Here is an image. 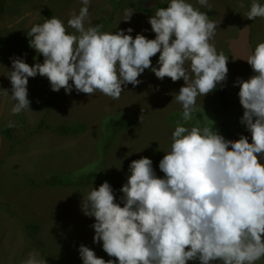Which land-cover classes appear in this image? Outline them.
Segmentation results:
<instances>
[{"label": "clouds", "instance_id": "9594fccd", "mask_svg": "<svg viewBox=\"0 0 264 264\" xmlns=\"http://www.w3.org/2000/svg\"><path fill=\"white\" fill-rule=\"evenodd\" d=\"M197 3L211 9L208 0ZM90 4L81 0L79 13L73 10L67 21L78 35L68 34L57 17L27 32L29 46L43 63L30 66L22 56L10 57L11 114L30 110L27 85L37 75L48 79L53 92L75 89L92 96L98 91L118 100L124 87L142 83L138 77L147 69L161 81H184L175 96L184 124L177 121L170 149L159 162L163 178L150 158L141 157L128 166L120 203L107 181L82 198V213L95 219L93 242L102 241L103 251L115 258L106 261L81 244L83 264H256L264 258V42L246 60L254 74L233 83L243 108L239 122L251 143L245 135L226 139L213 126H185L198 111V96L226 86L228 57L210 42L218 28L215 21L186 0H169L148 19L155 38L139 33L133 38L131 27L113 33L93 25ZM133 14L124 9L123 21ZM244 17L264 18V4L253 0ZM7 126L15 127L13 122ZM23 264L46 260L30 253Z\"/></svg>", "mask_w": 264, "mask_h": 264}, {"label": "rangeland", "instance_id": "374dc122", "mask_svg": "<svg viewBox=\"0 0 264 264\" xmlns=\"http://www.w3.org/2000/svg\"><path fill=\"white\" fill-rule=\"evenodd\" d=\"M163 1L169 3V0ZM220 1L208 0V3L213 5ZM186 2L199 6L197 0ZM260 2L264 4V0ZM112 5V0H91L89 12L92 24L101 25L102 20L109 19L101 31L115 33L131 27L134 29L131 33L133 38L138 33L148 39L155 38L148 19L157 10L152 14L134 11L131 20L125 22L124 9L129 7L113 11ZM81 6V0L8 1L0 17V264H23L30 253L46 260V264H58L55 259L62 264H83L78 252L81 244L94 250L99 258L114 260L103 251L102 241L99 244L93 242L94 229L91 225L95 219L82 213V198L92 187L98 189L99 184L113 173L129 175L128 166L132 160L141 157L152 159L157 153L163 158L170 149L177 121L184 124L182 106L175 99L184 81H161L152 73H143L138 77L142 80L138 86L129 84L124 87L118 100H112L98 91L92 96L78 94L75 89L71 94H65L63 89L53 92L49 83L50 99H60L49 109L42 84L29 78L30 110L11 114L15 102L10 97L11 83L7 78L8 70H11L10 57L22 56L30 66L37 63L39 54L29 46L27 32L33 25L42 24L51 17L59 18L68 34L78 35L67 26V21L73 10L79 13ZM211 7L215 9V14L209 19L215 22L222 20L212 43L217 53L222 51L228 57L229 72L225 87L237 104L229 113H216L211 106L215 91L205 97L198 96V111L193 113V120L185 126H213L219 132L222 129L221 134L226 139L237 140L240 135H245L251 143V134L239 122L243 108L239 103V87H233V83L237 77L248 79L254 74L246 60L252 50L264 42V18L247 19L243 31L244 23L237 14L217 17V7ZM158 58L159 53L151 60L155 62ZM5 89L8 95L3 92ZM120 116L131 118L133 124L119 132L113 144L100 154V142L110 131L107 121ZM42 118L43 124L39 127ZM73 121L84 122L86 130L66 136H59L50 130ZM9 122H13L15 127L9 128ZM222 122L225 126H221ZM5 128H9V137L2 133ZM260 163L264 164V158H260ZM93 170L97 171V177L91 183L78 186L43 183L53 176L75 181L80 175ZM155 172L163 174L159 164ZM119 190L120 187L114 191L117 203H120L122 195ZM31 225H36V229ZM256 264H264V258Z\"/></svg>", "mask_w": 264, "mask_h": 264}, {"label": "trees", "instance_id": "16d2710c", "mask_svg": "<svg viewBox=\"0 0 264 264\" xmlns=\"http://www.w3.org/2000/svg\"><path fill=\"white\" fill-rule=\"evenodd\" d=\"M8 1L21 2L24 0H0V17L3 14L4 6ZM151 1L153 2V4H151L149 0L147 1L138 0L135 2L134 1L129 2L127 0H112V3H113L112 9L114 11L121 7L127 6L133 9V11L135 12H139L143 14H152L158 8L167 7V4L163 0H151ZM195 7L199 8L201 12L206 13L208 17H213L215 14V9L213 7H211V9L207 7H201L200 5L195 6ZM107 21H109V19L102 20L101 25L104 27ZM126 29L127 28H125L124 30ZM37 63H43V56L40 54L37 57ZM152 65L157 66V61L152 62ZM144 73H152V72L146 69ZM34 79L42 84V89L47 94V97H48L47 98V108L48 109L56 105L58 102H60V99H55V100L50 99L49 81L46 77H41L37 75ZM164 80L171 81V79L168 77H165ZM236 104H237V101L234 98H232V95L230 94L229 90L226 87H224L223 89H221L219 86L217 87V89L215 90L214 98L211 101V106L213 107V110L216 113H229L236 107ZM43 120L44 118L41 119L39 127H42ZM132 124H133V120L127 116L111 117L107 121V126H109L110 131L108 135L105 137V140L103 139L102 142H100V150H99L100 154L105 153L106 150L109 148V146L113 144L112 142L114 138H116L119 132L128 128ZM221 126H225V123L222 122ZM86 128L87 126L84 122L73 121V122H69L65 124H59L58 126L50 130H52L59 136H66V135H75L78 133H82L86 130ZM9 132H10L9 128H5L2 130L3 135H5L6 137H9V134H10ZM219 133L220 134L222 133V129H221V132ZM161 158H162V155L160 153H157V155L151 159L153 161L154 171L156 170V167L158 166ZM156 175L160 178H163L164 176V174H158V173H156ZM127 176L128 175L125 173H120V174L113 173L109 176V178L106 181L109 182L110 185L113 187V190L116 191L119 187L121 188L123 184L126 183ZM96 177H97V171L93 170V171L88 172L87 174L80 175L75 181H72V180L66 181L62 177L58 178V176H53V177L45 179L43 183L49 184V185L58 184V185L78 186V185L91 183L95 181ZM100 185L101 183L99 184V186ZM79 196H80L79 193H77V197ZM31 228L36 229V225H31ZM55 261L58 264H62V262L59 261L58 259H55ZM188 264H193V262L189 261ZM196 264H198V262H196Z\"/></svg>", "mask_w": 264, "mask_h": 264}, {"label": "crops", "instance_id": "0c3cea01", "mask_svg": "<svg viewBox=\"0 0 264 264\" xmlns=\"http://www.w3.org/2000/svg\"><path fill=\"white\" fill-rule=\"evenodd\" d=\"M260 1L261 0H256V2L262 4ZM252 2H253V0H221L220 3L215 2V3H212L213 5H211V6L215 5L217 7V9H218V13H217L218 16L217 17H221L222 15L232 16L234 14H237L238 17L241 18L242 23H244V28H243V31H244L245 30V22L247 21V18L244 16L249 11L250 5ZM241 3L244 5V7H242V8L239 7V5ZM209 4H211V3L209 2ZM221 21H218L216 23L218 25H221L222 24ZM248 21H249V19H248ZM210 42L212 43V41H210ZM252 52H253V50H252ZM250 70L252 71V69H250ZM249 73L253 74L251 72H249Z\"/></svg>", "mask_w": 264, "mask_h": 264}]
</instances>
